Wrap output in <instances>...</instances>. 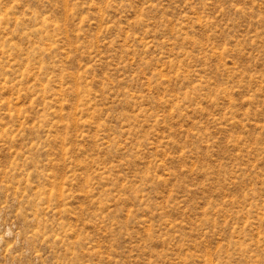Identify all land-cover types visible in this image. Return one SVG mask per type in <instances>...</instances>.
Returning a JSON list of instances; mask_svg holds the SVG:
<instances>
[{
  "label": "rangeland",
  "instance_id": "obj_1",
  "mask_svg": "<svg viewBox=\"0 0 264 264\" xmlns=\"http://www.w3.org/2000/svg\"><path fill=\"white\" fill-rule=\"evenodd\" d=\"M0 264H264V0H0Z\"/></svg>",
  "mask_w": 264,
  "mask_h": 264
}]
</instances>
